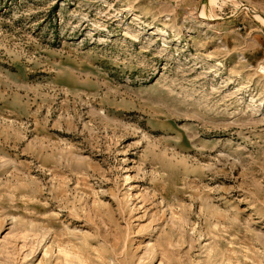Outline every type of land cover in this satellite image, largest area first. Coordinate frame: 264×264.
Segmentation results:
<instances>
[{
	"label": "rangeland",
	"instance_id": "374dc122",
	"mask_svg": "<svg viewBox=\"0 0 264 264\" xmlns=\"http://www.w3.org/2000/svg\"><path fill=\"white\" fill-rule=\"evenodd\" d=\"M0 264H264V0H0Z\"/></svg>",
	"mask_w": 264,
	"mask_h": 264
}]
</instances>
